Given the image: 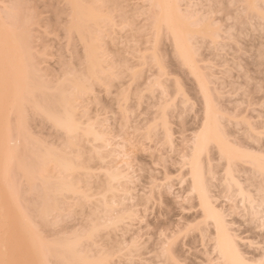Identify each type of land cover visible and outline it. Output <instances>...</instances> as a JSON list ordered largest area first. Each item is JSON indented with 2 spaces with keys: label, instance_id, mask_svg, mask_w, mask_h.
Returning a JSON list of instances; mask_svg holds the SVG:
<instances>
[{
  "label": "rangeland",
  "instance_id": "374dc122",
  "mask_svg": "<svg viewBox=\"0 0 264 264\" xmlns=\"http://www.w3.org/2000/svg\"><path fill=\"white\" fill-rule=\"evenodd\" d=\"M68 1L70 2V0H0V34L5 32L1 41L8 36L9 44L6 38L4 39V43L7 42L6 48L14 38L17 39L20 49L23 48L24 52L19 57L27 64L30 80L39 85V89L32 93L20 92L22 102L20 100L21 103L18 102V106L17 104V107L14 106L15 109L9 104L11 100H8L13 99V96L15 100L16 96L18 98L19 91L17 93L14 86L16 92L13 93L16 95L12 94V90H8L12 94L11 97L7 92L8 98L0 99L3 108L0 107V119H4L0 120V124H3L1 121H7H5L7 126L1 131L3 137L0 139L3 142L0 149V205L4 207L3 204H6L4 200L9 199V203L5 205L7 220L4 221L10 225L13 223L15 228L21 223L29 222L39 239L52 247L66 238L72 239L76 236L82 238L81 236L88 232L94 222L99 224L108 219L107 217L113 219L121 215V221L117 224L100 226V230L98 228L99 231H95L96 233L89 239H81L79 247L85 257L107 254L108 260L105 264H219L214 259L215 255L209 252L211 250L209 237H201L198 229V225L203 223L199 217L198 200H195L194 194L187 193L189 180H185L189 176L186 173L187 167L182 163V155L179 157L181 152L187 153L186 141H189L200 122L202 98L194 77L173 53L174 47L170 37L164 33L159 37L161 39L155 42L154 35H151L154 33L150 23L152 19L149 3L146 0H98L96 6L94 4L97 0H94L95 3L91 2L95 8L99 5L101 11L99 6L97 9L104 15V21H99L102 22L100 24L102 30L97 31V35L100 37L102 34L100 37L102 39L98 43L105 50L100 48V53L102 50V53L105 52L104 56L101 53L104 61L101 62V69L107 68V72L104 71L106 73L104 74L102 71L100 74H103L98 81L89 79L86 80L88 83L85 81L88 87L87 94L79 97L76 113H79L77 117L79 122L82 119L83 127L90 123L97 130L102 129L99 132L108 137L104 139L109 145L103 142L105 140L95 142L82 133L76 136L68 135L56 128L34 107V99L44 103L45 99L43 101L42 98L50 97L61 89H69L70 85L68 86L66 81L68 75L83 73L86 67L85 43L83 44L82 39L80 40L70 29L73 12L71 2ZM86 1L89 2L84 0L83 3ZM260 3L264 14V4ZM181 8L189 9L196 18L204 17L211 22L213 31L215 29V39L208 37L203 40L199 37L195 41V47L201 72L209 78L213 102L216 103L217 109H221V111L218 109L223 115L221 123L227 125L225 129L227 132L231 131V136L233 133L236 134L233 136H237L239 141L234 138L235 141L243 143V147L246 143L250 144L249 147L252 144L256 146V141L252 143L253 139L250 142L248 140L251 138L247 139L248 135L251 137L256 135L259 143L257 145H261L263 151L264 55H260L259 52L264 51V21L255 14V11L252 13L246 11L243 0H182ZM105 16L109 20H105ZM153 53L156 54L157 61L151 60ZM155 81L161 82L159 86ZM164 89L166 92L161 91ZM162 104L168 108L165 113L168 123L163 121L166 122L164 125L171 126H167L168 128L162 124L163 118L160 117L164 112ZM250 129L259 133V136ZM165 133L170 134L172 145L166 141ZM7 138H10V141ZM16 138L22 142L17 143ZM75 140L77 146H68L70 141ZM8 147L16 148L18 157L6 163L2 159L5 154L4 148ZM210 148L209 158H217L216 149L213 145ZM47 150L60 157L77 155L78 163L90 167L84 165L87 169L82 168L73 178L79 181L81 189L88 190L86 192L89 195L93 192L92 196L81 198L64 192L53 198L56 204L54 210L46 213L40 211L42 199L46 197L49 200L50 197L43 189L44 178L48 176L56 179L65 175L54 165H50L47 172L44 170L41 160ZM97 153L101 154L100 158ZM213 163L215 175L207 174H212L215 178L212 179L211 176L214 185L211 190L217 196L214 197L216 199L214 204L218 208H224L228 213L227 221L230 222L232 233L237 237L243 256L248 260L264 259V228L259 223L260 219L258 221V218L244 210V206L242 207L238 201L240 196L235 195L236 193L229 192L234 194L232 195L234 199L232 196L229 197L230 200L225 198L224 194L229 193L223 188L220 179L224 176L222 170L224 162L220 163V160L216 159L210 162V165ZM180 165L186 167L185 170ZM241 165L244 167V164ZM247 167L249 165L245 164V169L242 168L243 175L236 173L240 181H243L241 182L243 187L246 179L253 177L250 176L247 171L250 168ZM117 169L126 172L121 176L124 178L111 182L114 192L102 191L109 184L108 173ZM245 171L249 174L246 175ZM256 175L251 180H256L257 177L256 181L262 182L263 178ZM208 179L210 180L209 176ZM116 182L118 183L114 184ZM248 182L249 180L246 181ZM254 184L256 182H253L252 188H256L253 187ZM8 186L10 188L13 186L11 192L7 189ZM252 192L255 193V189L250 191ZM254 193L253 196L258 192ZM257 198L255 196L256 200ZM113 201L117 203L114 204ZM12 217L19 219L14 221ZM198 219L200 224L196 223ZM184 227L188 228L187 231ZM8 233L9 235L5 237L1 234L0 260L8 264H32L31 243L17 237L10 230ZM174 235L176 238L171 239L175 237ZM169 239L174 240L171 244L173 258L165 255L164 251L162 255V247H165L164 244ZM55 251L58 255L47 257V264H58L61 254L57 247ZM72 264L79 262L75 261Z\"/></svg>",
  "mask_w": 264,
  "mask_h": 264
},
{
  "label": "bare ground",
  "instance_id": "6f19581e",
  "mask_svg": "<svg viewBox=\"0 0 264 264\" xmlns=\"http://www.w3.org/2000/svg\"><path fill=\"white\" fill-rule=\"evenodd\" d=\"M83 1L84 0H82V2H81V0H70V2H71L70 7L72 6V12H73V13L71 12L72 13V17H71L72 22L70 25V29L72 31H74V33H76L77 37H79L80 40L82 39L83 44L85 43V45H84L85 56L83 55L85 58L84 59L85 63H86L85 70H83V73L81 72L82 74L80 73L77 75L76 73H74V74L72 73V74L68 75V80H66V79L65 80L67 81V85L68 86L70 85L69 89L64 88V89H61L60 91H57V93H55L54 95H51L50 97L42 98V100L45 99L44 103H40L39 100L34 99L33 105L36 108V110L39 113H41L43 116L48 118L56 128L65 131L68 135L76 136L78 133H82L85 137H88V138L90 137L93 139V141L95 140V142L105 140V141H103L105 143V142H107L106 139H104L105 136H103V134H101L99 132L102 129L100 128L101 130H97L95 128V126L91 125L90 123L89 124L86 123V126L84 125L85 127H83L82 126L83 125L82 119L79 122V118L77 117L79 113L78 114L76 113L77 112L76 110L78 108L77 104L80 102L79 97L82 98L83 95L85 96L87 94L86 89H88V87L86 84V82H87L86 80L89 79L90 81L93 80L94 82H95V80L98 81V79H100V77H101L100 75H102L104 73V71L107 72L106 71L107 68H106V70L104 68L101 69V67H102L101 62H104L103 59L101 58L102 57L101 53L103 52L104 49H103V47L101 48L98 43H99V40L102 39V38H100L102 36V34L100 33L101 34L100 37H99V35H97L98 32L100 30H102V28L100 27L101 26L100 24L102 22L99 23V21L104 19L103 18L104 15L100 14V12L98 11L97 7L99 5L96 8L94 7L98 3V0L96 1V3L94 0H91V1L89 0L90 3L88 1L83 3ZM243 1L245 4L244 9L246 11H250L251 13L255 11L256 12L255 14L261 20L264 21V14L262 13L260 5H259L260 2H262L264 4V0H243ZM91 2L95 3V4L92 3V4H94V6H92ZM146 2L149 3L148 4L149 11L151 12L150 18L152 19V21L150 20V23L153 27V28L152 27H150V28H152V32L154 33L151 35H154L155 42L157 39H158L157 41H159V39H161L159 37L161 35H163L164 33L166 34L165 36L168 35L167 37H170L171 44L174 47L173 53L181 61V64L183 66H185L187 68V70L190 72V74L194 77L195 82L197 83V86H198V91L200 93L199 95H201L200 98H202V100H201L202 101V105H201L202 112L200 113L201 114L200 122H199L197 128H195L194 131L192 130L193 133H192V136L189 139V141L188 142L186 141V143H188L187 144V151H186L187 153L184 152L185 154H182L183 152H181V154H179V157L182 155L181 160H182L183 165L187 167L186 173L189 176L187 178V180H185V181L189 180L187 193L192 194V195L194 194V197L196 196L195 200H198L197 204H198V208H200V210H198V211H200V214H199V212H198V214H199V217L201 219V222H203L205 225V226L202 225L203 223L200 224L201 222L199 219H198L199 221L196 222V223L200 224V226H201L200 227L198 225V229H200L201 237H203V236L209 237L208 239H210L209 241H211L210 242L211 243V247H210L211 250L209 252H211L215 255L214 259L217 260L219 262V264H264V259H260V258L259 259H253L252 258L253 260H251V259L248 260V259H246L247 258L246 256H243L244 253H242V251L239 249V245L237 243V241H238L237 237L235 234L232 233V229H231V226L229 224L230 222L227 221L226 216H228V213H226V210H224V208L223 209L221 207L218 208V206H216V204H214V202H216L215 198L217 196H215V193H213V191L211 190L212 189L211 187L214 186L212 183V180H211V176L213 179L214 178L213 175H215V174H213L214 163L210 165V162L217 159L218 161L220 160V163H221V161L224 162L223 163L224 168H222V170H224L223 171L224 176L220 177V179L222 180L221 184L224 186L223 188L226 191H228V193L234 192V193H236L235 195L240 196L241 199L239 198V200H238L239 203H241L240 205L242 207L244 206V210H247L246 212L248 214H250L251 216H254V218L255 217L258 218L257 219L258 221L260 219L259 223L261 224L262 228H264V188H263V186H264V183H263L264 182V150L262 151V147H260L261 145L258 146L259 143H258V138L256 135H255L256 137L253 136L254 137L253 138V137H251V135H248V133L246 134L249 136L247 139L251 138L250 140H248L249 142L252 141V139H253L252 143H255V141H256V146H253L254 144L251 143L252 146L249 147L250 144L246 143V144H249L248 147H245L246 144L243 147V143L240 144L239 142L235 141V139H237L236 138L237 136H233V135H236L235 133H233V135L231 136V134H232V133H230L231 131H229V132L226 131L225 128L227 125H224L225 123H223V122H222L223 124L221 123V120H223V118H222L223 115H221L222 113L218 111V109L220 111H221V109L220 108L217 109V107L215 106L216 103L213 102L214 97H213V93L211 91L212 89H210L209 78L207 76H205L206 75L205 73H204L205 74L204 75L201 72L202 69L199 67L198 60L196 58V55H197V49L195 47L196 39L197 38L199 39V37L203 40L205 38H208V37H210L211 39L212 38L215 39L216 38L215 37L216 36L215 29L213 31L211 22H209L204 17L196 18L195 15L189 11V9H187V8L182 9L181 8L182 0H146ZM262 3H260V4H262ZM85 4H87V5H85ZM102 7H103V9H106V8H104V6H102ZM99 9L101 11L100 6H99ZM107 10L109 11V8ZM110 11H111V9H110ZM101 13H103V12H101ZM108 13L110 14V12H108ZM103 14H105V13H103ZM148 14H150V13H148ZM107 16H105V20L108 19V18L106 19ZM148 18H149V16H148ZM108 22L110 23V21H108ZM111 24H112V21H111ZM98 25L100 28L98 27ZM103 25H104V23H103ZM108 26L109 25H107V27ZM2 34H5V32L3 31L0 34V44H1L0 45V48H1V50H0V66H1L0 67V99L1 100L6 99L8 93H9L8 90H12L13 95H16L13 92L17 91V93H18V91H19V94H17L19 99L17 98V96H16V100L14 99V96H13V99H10L7 97L8 100H11V102L9 104H11L13 106V107L8 106V107H12L13 109H15L14 106L17 107L19 104L18 102H20V100L22 102V99L19 97V95L21 96V94H22V93L20 94V92L25 93L28 91V92L32 93L35 90L39 89V85L33 83L30 80L29 70L27 68V64L21 57H19L22 54H24V52L22 50L23 48L20 49L21 46L18 45L17 39L14 38L13 42L9 46L6 44L8 47L5 48V43L8 42V44H9L10 41L8 39V36H6V35H5L6 39L4 38V35H3V38L5 40H7V42L4 43V41H5L4 39H2V41H1ZM107 35H108V33H107ZM102 43H103V41H102ZM157 43H159V42H157ZM3 44H4V46H3ZM100 48L103 49L101 51V53H100ZM259 53H260V55H264V51H262V53L260 51ZM103 54H105V52L102 53V55ZM151 55H153L151 60L153 59V60L157 61L156 54L154 55V53H153ZM82 62H83V60H82ZM158 63H160V62H158ZM6 64H7V66H6ZM102 71H103V73L100 74ZM104 74H106V73H104ZM5 76H6V78H5ZM155 80H159V79H155ZM159 82L160 81H155L156 84L158 83L157 84L158 86H159ZM5 83H8V84H5ZM7 85L9 87H11L12 89L11 88L7 89V87H8ZM88 85L90 86V84H88ZM13 86L15 87L16 91L14 90ZM161 87H162V85H161ZM69 90H70V92H69ZM161 91H165V89L161 90ZM88 92H90V91L88 90ZM165 92H163V93H165ZM12 94L10 92L8 96L11 97ZM177 95L178 94L176 93V96ZM165 96H166V94H165ZM173 99H175V97ZM160 101H158V102H160ZM163 101H165V100H163ZM174 101L175 100H173V102ZM12 102H13V104H12ZM14 102H15V104H14ZM170 102H172V100ZM165 103H166V101H165ZM16 104H17V106H16ZM161 106L163 107L164 105L162 104ZM0 107H1V105H0ZM158 107H159V105L157 106V108ZM165 107L166 106H164V108L162 109V111H164V112L160 111L161 108L158 109V111L162 112L160 115V117L163 118L162 124L166 123L168 121L167 117H165V113H166V110L168 108L167 107L165 108ZM12 108H10V109H12ZM174 108H175V106H174ZM2 109H1V112H2ZM170 109H171V107H170ZM172 113H170V114H172ZM157 117H156V119H157ZM0 120H2V118ZM2 121H1V123H3V124L2 125L0 124V126L2 127V128L0 127V134H1L0 139L3 137V135H2L3 133L1 131H3L4 128L7 126V124H5L7 121L6 120H5L6 122L5 121L2 122ZM163 121H166V122H163ZM170 124H171V122H170ZM96 126H97V122H96ZM164 126L167 127L168 124L167 125L165 124ZM168 127H171V126H168ZM161 128H164V127H161ZM161 128H160V130H161ZM170 129L171 128H169V133L171 132ZM152 130H153V128H152ZM246 130H248V129H246ZM250 130H252V129H250ZM155 131H156V129H155ZM166 131L168 132V129ZM243 132L242 133L245 134V131H243ZM252 132L255 133L254 130H252ZM165 134H167L166 136H164L165 138H167L166 141L169 142L168 144L172 145L173 143H171L172 140L169 136L171 133L169 135H168V133H165ZM255 134H257V133H255ZM257 135L259 136V133ZM171 136H172V134H171ZM18 138H16V139H18ZM105 138H108V137L106 136ZM255 138H257V139L255 140ZM7 139L9 140L10 138H7ZM16 139H15L16 142L17 141L22 142L19 140L20 138L18 140H16ZM186 140H188V139H186ZM237 141H239V140L237 139ZM75 142H76V140L70 141L68 143V146H73V147H75V145L77 146V142L76 143ZM100 143H102V142H100ZM257 143H258V145H257ZM2 144H3V142L0 140V149L2 148ZM22 144L23 143H21V145ZM106 145H109V144H106ZM211 145H213V148H215L216 149L215 151H217L216 152L217 158L211 157L212 160L209 158L211 155L208 156V154L210 152L209 149L211 150V148H210ZM101 146H103V145H100V147ZM183 148H185V147H183ZM16 150L17 149L13 148V147L4 148L3 152L5 154H4L2 161L8 163V162H12L14 158L17 159L18 156L16 155V152H17ZM97 152H98V150H97ZM124 152H126V151H124ZM97 154L99 155V153H97ZM124 154H126V153H124ZM100 155H99V158H100ZM76 156H74V157H60V156H57L51 150H47L45 152V154L43 155L42 160H41V164L43 165L44 170L46 172L48 171V168L50 165H54V166H57L61 171H63L65 175L63 178L53 179V178L48 177V176H46L44 178L45 181H44L43 189L47 195H50V197H49V200L46 199V197H44L42 199L41 206H40L41 212L44 211L46 213L48 211L54 210L56 207V204L54 203L53 198L56 195L62 194L64 192H66L70 195H73V196L74 195L79 196L81 198L82 197H90V195L92 196L93 192H90L91 194L89 195L86 192L87 189L86 190L81 189L79 187V184H78L79 181L73 178V176L79 170H81L82 168H84L86 166V164H84L85 165L84 166L83 164L78 163ZM238 163H240V164H238ZM241 163L244 164V167L241 165ZM245 164L249 165V167H247V168H250V169H248L247 171H249L250 176L254 177L257 174L259 177L261 176V178H263L262 182L260 180L257 182L256 181L257 177H256V180H251L253 177L251 179L247 178L246 181L249 180V182H248L249 184L246 183V181L244 180L245 183L243 185H245V186L248 185L247 188L249 186H251L249 189L244 188L245 186L244 187L242 186L241 182H243V181H240L239 176L237 177L238 174L236 175V173H239V175L240 174L243 175V171L245 169ZM126 165H127V162H126ZM180 166H182V165H180ZM211 166L213 167L212 170H211V168H212ZM186 167L182 166V169H184ZM237 167L239 169H241L242 171L239 170ZM242 168H244V169H242ZM206 169H208L207 170L208 172L206 171ZM247 171H245L246 175L249 174ZM120 172L121 171L120 170L118 171V169H117V171L114 170V171H111L108 173V170H107L108 178H109V184L107 183L108 185H107L106 189H104L102 191L107 193V191L113 190V192H114L113 183H111V182L119 181V179L122 180V178H124V177H121V176H124L122 174L126 173V172H121V173ZM207 173H209V174L212 173L213 175L212 174L208 175ZM214 173H216V172H214ZM206 174L209 176L211 181L208 179V176ZM126 177L127 176H125V178ZM217 179L219 180V177ZM253 182H256V184L253 185V187H256V188H252ZM260 182L263 183L262 184L263 186L261 185ZM117 183L118 182H116L114 184H117ZM12 188H13V186H12ZM12 188H10L8 186L7 189L10 190V192H11ZM223 188L221 191H223ZM254 189H255V193L254 192L250 193V191H254ZM104 192H102L103 195H105ZM225 192H222V193H225ZM257 192L260 194H258ZM111 193H112V191H111ZM127 193H129V192H127ZM253 193L254 194L257 193V195H259V196L255 195L256 197H258L257 198L258 200H256L255 196L252 195ZM261 194H262V196H261ZM225 195H226L225 198L227 200H230V198H231L230 196H232L234 194L229 193L228 195L224 194V196ZM107 196L108 195L106 194V197ZM188 197L190 198L191 195H189ZM232 198H233V196H232ZM7 199L8 198H6L4 200V201H6L5 202L6 206L9 203L8 202L9 199L8 200ZM113 202L115 204L116 201H113ZM5 205L3 204L4 207H5ZM108 205L111 206L112 204H108ZM0 206H1L0 207V230L3 229L1 231L2 233L1 232L0 233L2 234V236L5 237V236L9 235L8 230H10L11 233L16 234L17 237L24 239L27 242H30L31 243L30 257L33 260L32 264H47V262H46L47 257L58 255L57 252L55 251L56 247L59 249V253L61 254L59 256L58 264H72L75 261L79 262V264H105L108 260L107 254L106 255L100 254V255H94L91 257H85L83 255L82 249L79 247L80 246L79 244L81 243L82 238L89 239L93 233L94 234L96 233L95 231H99L100 226H105V225L106 226H110V225L112 226V225L117 224L119 221H121V215H120V217H113V219L111 218L112 216L110 217L111 219H109V217L106 216L108 219H106L104 222H102L104 224L99 223V224H101V225H99L97 222L92 223L91 228H89L88 232L85 235L81 236L82 238H80L79 236L73 237L72 239L66 238V239H63L62 241H60L59 243H56L54 246L49 247L47 243H45L39 239L36 231L33 229V226L29 222L24 223V224L21 223V225H19L17 228H15L13 223L11 225L7 224L6 223L7 221L6 222L4 221V220H7V212H6L7 207L4 208V207H2V205H0ZM127 216H125V217H127ZM12 219L15 221L19 218L18 217H12ZM194 226H195V224H194ZM186 227H184V228H186ZM98 228H99V230H98ZM184 228H183V230H184ZM189 228H191V227H189ZM195 228L197 229V227H195ZM187 229L188 228H186V231H187ZM181 231H182V229H181ZM178 232H179V234L181 233L180 230ZM1 234H0V245H1V241H2ZM176 234L178 237V233H176ZM205 234H208V236ZM171 235L173 236V234H171ZM167 237H169V236H167ZM173 238H176V236L172 237L171 239H173ZM173 241L174 240H170V239L167 243L164 241V243H166V244H164L165 245V247L163 246L164 248L162 247V249H163L162 255H163V251H164L165 255L168 254V256L170 258L171 257L173 258V255L171 253L173 251L171 249V244L174 243ZM159 251H160V249H159ZM0 259H1V257H0Z\"/></svg>",
  "mask_w": 264,
  "mask_h": 264
},
{
  "label": "snow or ice",
  "instance_id": "6c2138e0",
  "mask_svg": "<svg viewBox=\"0 0 264 264\" xmlns=\"http://www.w3.org/2000/svg\"><path fill=\"white\" fill-rule=\"evenodd\" d=\"M0 264H8L6 261H0Z\"/></svg>",
  "mask_w": 264,
  "mask_h": 264
}]
</instances>
